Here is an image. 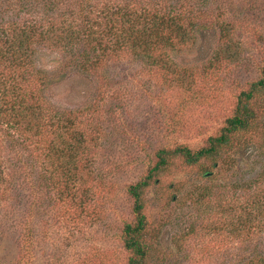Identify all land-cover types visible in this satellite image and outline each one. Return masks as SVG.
<instances>
[{"label": "rangeland", "instance_id": "rangeland-1", "mask_svg": "<svg viewBox=\"0 0 264 264\" xmlns=\"http://www.w3.org/2000/svg\"><path fill=\"white\" fill-rule=\"evenodd\" d=\"M225 7L226 19L211 16L194 28L189 43L165 50L174 72L132 60L80 71L56 61L55 51L39 52L53 79L50 101L63 110L101 109L93 123L103 133L87 138L93 160L77 163L88 179H79L74 197H56L46 178L41 183L39 167L36 184L0 189V264L129 263L133 251L123 228L135 214L128 186L155 165L158 149L209 145L234 115L242 90L261 76L264 0H230ZM263 115L249 136L258 144H264ZM255 155L212 166L210 159L189 164L172 154L145 195V263L245 264L264 255V228L253 235L249 224L247 235L236 217L231 220L235 208L227 201H238L239 190L229 184L260 171Z\"/></svg>", "mask_w": 264, "mask_h": 264}, {"label": "trees", "instance_id": "trees-1", "mask_svg": "<svg viewBox=\"0 0 264 264\" xmlns=\"http://www.w3.org/2000/svg\"><path fill=\"white\" fill-rule=\"evenodd\" d=\"M229 1L0 0V189L18 181L36 184L34 171L39 167L41 183L46 178L56 197H74L79 179L83 183L88 179L77 163L93 160L87 138L103 133L93 123L101 109L63 110L50 101L46 91L53 79L40 65L39 52L55 51L59 54L56 61L80 71L103 70L111 62L132 60L174 72L175 60L165 50L189 43L194 28L211 16L226 19ZM263 111L264 67L259 79L242 90L234 115L220 134L210 137L209 145L197 151L188 146L157 150L155 165L127 188L135 214V221L123 228L125 246L133 251L128 264H146L145 195L175 153H181L189 164L210 159L212 166H224L221 162L226 157L245 162L256 153L255 162L262 160L260 171L253 179L244 174L229 184L239 190L235 192L238 201H227L228 208L236 209L229 215L233 222L237 218L240 229L248 235L251 224L253 235L261 232L264 144L249 136L255 133ZM205 171L212 174L210 169ZM225 222L230 226L229 218ZM29 235H23L26 251ZM245 264H264V255Z\"/></svg>", "mask_w": 264, "mask_h": 264}]
</instances>
